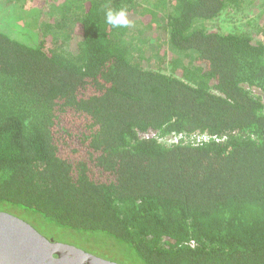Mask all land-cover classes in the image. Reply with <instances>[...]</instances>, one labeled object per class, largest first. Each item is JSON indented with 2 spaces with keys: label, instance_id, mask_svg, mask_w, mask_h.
Returning <instances> with one entry per match:
<instances>
[{
  "label": "trees",
  "instance_id": "1",
  "mask_svg": "<svg viewBox=\"0 0 264 264\" xmlns=\"http://www.w3.org/2000/svg\"><path fill=\"white\" fill-rule=\"evenodd\" d=\"M13 3L38 16L0 18V212L120 264H264V0ZM252 6L253 31L215 25Z\"/></svg>",
  "mask_w": 264,
  "mask_h": 264
},
{
  "label": "rangeland",
  "instance_id": "2",
  "mask_svg": "<svg viewBox=\"0 0 264 264\" xmlns=\"http://www.w3.org/2000/svg\"><path fill=\"white\" fill-rule=\"evenodd\" d=\"M20 5L21 4L13 3L9 8L0 6V18L2 21H6V23L9 24V31L17 32L18 29L24 28V23L30 24L37 21L36 18L38 14L36 12L24 10ZM257 12L256 7L252 6L244 8L243 11L239 13H227L229 15L226 16V14H224L222 18L215 21V25H217L219 31L225 33L253 31L256 25L255 20L257 19ZM218 28H215L214 24L212 25V29ZM22 30H25V28ZM167 69L169 71L170 67H167ZM6 212L9 215L24 221L40 234L54 235L57 239L62 240L64 243H69L71 247H75L80 251H85L93 256L104 258L103 255L107 254L109 258L113 256L119 260L120 258L124 260L126 257L127 253L118 244L103 235L77 234L71 231L56 229L55 227L46 224L38 216H34L33 214H29L18 208L10 207V209ZM113 257L110 259H113ZM116 262L117 264H120L119 261Z\"/></svg>",
  "mask_w": 264,
  "mask_h": 264
},
{
  "label": "water",
  "instance_id": "3",
  "mask_svg": "<svg viewBox=\"0 0 264 264\" xmlns=\"http://www.w3.org/2000/svg\"><path fill=\"white\" fill-rule=\"evenodd\" d=\"M0 264H117L52 243L24 221L0 212Z\"/></svg>",
  "mask_w": 264,
  "mask_h": 264
},
{
  "label": "clouds",
  "instance_id": "4",
  "mask_svg": "<svg viewBox=\"0 0 264 264\" xmlns=\"http://www.w3.org/2000/svg\"><path fill=\"white\" fill-rule=\"evenodd\" d=\"M106 20L107 23L113 27L127 26L129 23L124 10L118 12L108 11L106 14Z\"/></svg>",
  "mask_w": 264,
  "mask_h": 264
},
{
  "label": "flooded vegetation",
  "instance_id": "5",
  "mask_svg": "<svg viewBox=\"0 0 264 264\" xmlns=\"http://www.w3.org/2000/svg\"><path fill=\"white\" fill-rule=\"evenodd\" d=\"M37 231V230H36ZM38 232V231H37ZM39 233V232H38ZM40 234V233H39ZM40 235H42V234H40ZM44 238H46L48 241H50V242H52V243H59V244H65V245H68V246H71V245H69V243H64L62 240L60 241V240H56V238L54 237V236H51V235H46V234H44V235H42ZM75 248V247H74ZM77 249V248H76ZM83 252H85V251H83ZM87 253V252H86ZM99 258V257H98ZM100 259H103V260H105V259H107L106 261H109V262H114V263H117V262H115V261H113V260H111V259H108L107 257H104V258H102V257H100Z\"/></svg>",
  "mask_w": 264,
  "mask_h": 264
},
{
  "label": "built area",
  "instance_id": "6",
  "mask_svg": "<svg viewBox=\"0 0 264 264\" xmlns=\"http://www.w3.org/2000/svg\"><path fill=\"white\" fill-rule=\"evenodd\" d=\"M177 140H178L177 138H172L170 141L175 143Z\"/></svg>",
  "mask_w": 264,
  "mask_h": 264
}]
</instances>
